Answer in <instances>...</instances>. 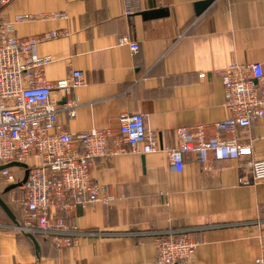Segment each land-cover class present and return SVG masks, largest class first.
Masks as SVG:
<instances>
[{"label": "crops", "instance_id": "0c3cea01", "mask_svg": "<svg viewBox=\"0 0 264 264\" xmlns=\"http://www.w3.org/2000/svg\"><path fill=\"white\" fill-rule=\"evenodd\" d=\"M1 1L0 24L31 17L15 24L20 39L60 33L42 40L38 54L51 59L45 78L66 132L117 134L120 117L138 113L160 151L133 154L125 145L124 153L94 162L93 181L115 199L71 213L82 233L73 250L17 230L24 220L21 190L7 189L26 169L9 168L13 184L0 172V264H152L156 233L185 228L195 230L199 243L187 264H254L264 253V180L254 181L250 163L264 159V119L235 134L252 145L248 158L201 163L185 155L176 173L169 150L184 127L206 125L210 135L227 136L213 127L230 116L219 71L230 64L264 68V0H213L200 16L197 4L208 0ZM160 9L159 17L143 15ZM124 37L139 44L137 53ZM76 71L82 85L57 87ZM66 100L78 105L74 117L63 109Z\"/></svg>", "mask_w": 264, "mask_h": 264}, {"label": "built area", "instance_id": "2783aa9c", "mask_svg": "<svg viewBox=\"0 0 264 264\" xmlns=\"http://www.w3.org/2000/svg\"><path fill=\"white\" fill-rule=\"evenodd\" d=\"M14 1L2 0L1 4L7 6ZM29 18L20 16L14 23L0 24V166L26 164L30 171L27 183L19 188L23 192L18 202L24 210V220L17 230L40 235L58 250H73L79 246L82 233L72 223L71 213L87 204L109 206L115 199L106 187L93 181L94 162L124 153L125 145L131 153L144 155L157 153L160 148L147 131L145 116L138 113L123 114L117 134L109 129H92L77 135L66 132L58 122L52 86L45 78L51 59L38 54L42 40L60 33L20 39L15 24ZM121 42L127 43L133 53L139 51L138 43L126 37ZM219 75L224 86V107L230 116L213 127L227 136L210 135L206 125L178 129V146L169 150L170 166L176 173L183 172L185 155H192L201 163L253 155L252 145L240 144L235 134L264 119L263 65L230 64ZM82 84L83 74L76 71L57 87L68 90ZM77 106L75 101L66 100L63 109L74 117ZM250 165L254 181H263L264 159ZM1 175L9 184L16 182L9 169L1 171ZM195 233L190 228L156 233L157 257L152 264H187L199 245ZM254 264H264V253Z\"/></svg>", "mask_w": 264, "mask_h": 264}, {"label": "water", "instance_id": "95a60500", "mask_svg": "<svg viewBox=\"0 0 264 264\" xmlns=\"http://www.w3.org/2000/svg\"><path fill=\"white\" fill-rule=\"evenodd\" d=\"M212 3H213V0H208V1L198 3L197 4V15L200 16ZM163 13H165V11L163 9H160V10H156V11L143 13V15L147 19H152V18L159 17ZM13 166H18V167H22V168L26 169L25 176H24V179L20 183H16V184L10 186L7 189V191H11V190L18 189V188L22 187L24 184L27 183L28 178H29L30 171H29L28 166L26 164L14 163V164H9V165H5V166H0V172L5 170V169H9ZM0 204L3 205V202L1 199H0Z\"/></svg>", "mask_w": 264, "mask_h": 264}, {"label": "rangeland", "instance_id": "374dc122", "mask_svg": "<svg viewBox=\"0 0 264 264\" xmlns=\"http://www.w3.org/2000/svg\"><path fill=\"white\" fill-rule=\"evenodd\" d=\"M23 194V192L21 193V195Z\"/></svg>", "mask_w": 264, "mask_h": 264}]
</instances>
